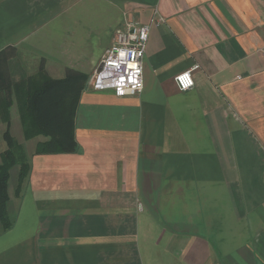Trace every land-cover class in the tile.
Segmentation results:
<instances>
[{
  "label": "crops",
  "instance_id": "obj_1",
  "mask_svg": "<svg viewBox=\"0 0 264 264\" xmlns=\"http://www.w3.org/2000/svg\"><path fill=\"white\" fill-rule=\"evenodd\" d=\"M156 11L144 89L86 84L78 150L32 156L0 264H264V0H0V52L14 80L90 77Z\"/></svg>",
  "mask_w": 264,
  "mask_h": 264
},
{
  "label": "trees",
  "instance_id": "obj_2",
  "mask_svg": "<svg viewBox=\"0 0 264 264\" xmlns=\"http://www.w3.org/2000/svg\"><path fill=\"white\" fill-rule=\"evenodd\" d=\"M6 53L0 52V119L5 129H0V232L13 226L10 201L23 191L32 169V156L78 150L75 118L89 78L81 71L69 69L63 78L50 77L43 71L40 78L14 80L8 71ZM14 109L26 141L46 137L37 140L31 156L24 153L22 144L11 132ZM16 168L15 187L11 190L12 170Z\"/></svg>",
  "mask_w": 264,
  "mask_h": 264
},
{
  "label": "built area",
  "instance_id": "obj_3",
  "mask_svg": "<svg viewBox=\"0 0 264 264\" xmlns=\"http://www.w3.org/2000/svg\"><path fill=\"white\" fill-rule=\"evenodd\" d=\"M165 23V16L156 11L148 23L132 20L118 28L112 46L86 82L87 86L100 90L111 88L118 96L140 93L144 89V58L150 31L154 26ZM192 70L182 71L175 76L181 90L194 87Z\"/></svg>",
  "mask_w": 264,
  "mask_h": 264
},
{
  "label": "rangeland",
  "instance_id": "obj_4",
  "mask_svg": "<svg viewBox=\"0 0 264 264\" xmlns=\"http://www.w3.org/2000/svg\"><path fill=\"white\" fill-rule=\"evenodd\" d=\"M25 55H26L25 53H21L19 58H17V59L15 58V60L11 61V68L14 70L15 74H17L18 71L23 70V61H26L27 70H29L30 67H31L32 70L37 68L38 63L37 62L34 63V61L31 59L32 57H30L29 55L24 57ZM29 60H30L31 63H28ZM41 72L44 73L43 70ZM0 128H1L2 131L5 130L4 129V124H3L1 119H0ZM22 129L23 128L21 127V125L18 126V123H17V121L14 118V121L12 122V126H11L12 133L18 139V141L22 144L24 153H26L27 155L31 156L33 154V152H34V149H35L34 145L36 144L38 139L34 138V139L30 140V141H26L25 138H24V134H23V130ZM6 146H7V144L3 140L2 141V148H5ZM260 147H262L261 142H260ZM17 169L18 168L12 170V179H11V182H10V189L11 190L15 187V182L14 181H15V178H16L15 176H16V173H17ZM171 263L172 264H179L180 261L178 259H173V260H171Z\"/></svg>",
  "mask_w": 264,
  "mask_h": 264
},
{
  "label": "water",
  "instance_id": "obj_5",
  "mask_svg": "<svg viewBox=\"0 0 264 264\" xmlns=\"http://www.w3.org/2000/svg\"><path fill=\"white\" fill-rule=\"evenodd\" d=\"M100 69V68H99Z\"/></svg>",
  "mask_w": 264,
  "mask_h": 264
}]
</instances>
